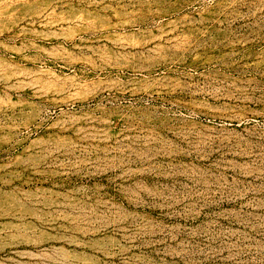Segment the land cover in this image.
Returning <instances> with one entry per match:
<instances>
[{
  "label": "rangeland",
  "instance_id": "374dc122",
  "mask_svg": "<svg viewBox=\"0 0 264 264\" xmlns=\"http://www.w3.org/2000/svg\"><path fill=\"white\" fill-rule=\"evenodd\" d=\"M0 264H264V0H0Z\"/></svg>",
  "mask_w": 264,
  "mask_h": 264
},
{
  "label": "bare ground",
  "instance_id": "6f19581e",
  "mask_svg": "<svg viewBox=\"0 0 264 264\" xmlns=\"http://www.w3.org/2000/svg\"><path fill=\"white\" fill-rule=\"evenodd\" d=\"M228 122V121H227ZM238 122V121H237ZM233 123V122H232Z\"/></svg>",
  "mask_w": 264,
  "mask_h": 264
}]
</instances>
